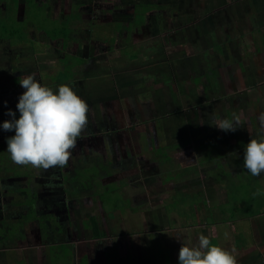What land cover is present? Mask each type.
Here are the masks:
<instances>
[{
  "label": "rangeland",
  "instance_id": "1",
  "mask_svg": "<svg viewBox=\"0 0 264 264\" xmlns=\"http://www.w3.org/2000/svg\"><path fill=\"white\" fill-rule=\"evenodd\" d=\"M36 2L39 5L37 7L35 6L37 4ZM130 2L131 0H127V2H124V0H0V117H2L3 120H11L12 117L7 115L9 110L16 112V119H19L20 116V113L17 110L19 99H7L8 97L13 96L16 92L15 89H10V85H8L9 82H13L12 80L17 82L20 77L22 78L28 75H34L36 80L42 85L48 86L53 90H58V87L61 84H69L72 86L77 95L84 99L89 106L88 125L77 138V143L79 144L78 156L81 158L82 155H85V157L90 158L88 157L89 152H87L90 148L92 151L90 160L92 162H97L96 164L100 163L101 166H96L89 169L87 172L83 171L79 173V187L86 185L87 179H89V182L94 186H92L93 194L91 195L93 204L92 206H85L84 208L85 210L83 215H85V220L84 223H82L83 227L88 231L89 227L86 224L93 225L94 218L95 220L99 219L101 209V211L106 212L108 217L113 220L112 226L115 223L119 226L120 221L124 218L123 224L127 226L125 228L124 235L121 238L124 237L127 243L129 242L130 237H132L131 235L143 232L144 227L145 230L148 229V232L155 229L152 236L154 240V243H152L153 249L148 246V252L145 251V256L148 259L152 256L155 264H166L165 260L167 254L165 251L160 250L157 253L154 251L155 243L158 241V238L161 237V231L158 230H161L164 226L155 225L153 226V229L146 226H139L140 224L143 225L151 216L157 218L161 215L163 217V214H165L164 211L159 208V203H156L159 199V195H157L158 193L150 195L153 200L152 205H147L144 200V203L142 204L140 202L139 206L137 201L141 199V194H137V172L134 169L130 172L126 171L127 180H125L124 174L120 173L117 167H112L114 164L112 165L111 158L108 155H106L104 160H99L97 154H94L95 152L102 153L103 147L101 142H106L108 138L112 140L111 144L113 146L117 144L116 142H129L130 144H134L135 142L136 146L137 142H153L154 138L152 136L154 134L151 136L153 124H149L147 122V116H142L140 113H137V111H134L137 109L134 107L135 104L133 99L131 102H128V100L133 97H127V95L131 94L130 91H132L134 86L133 82L135 79L137 81L138 76V73H133L135 70L132 65L133 61L137 59V56L146 58L149 50H153L152 53L161 50V52L164 51L163 53L167 55L172 53L173 48H175L178 50V53L183 56L186 54V38L181 39V43L178 45L175 41H173V39H168L169 34H163L164 32L166 33L172 30H177V28H183V21L181 20L183 16L180 17V14H182L181 7L176 8L175 5L169 3L166 4L164 8H158L161 11H158V14L155 16H157V21L163 18V24L161 26L165 31L160 32V34L157 33V36L163 39H161V42L155 41V44L148 42L150 43L148 44L145 41L150 38L146 40V37L153 38L156 36L154 35L155 33L148 31L147 36L143 35L140 37L136 34L137 31H134L128 35L127 30L122 29L112 20V13L115 12L116 8L117 10L122 8L121 11H124L125 14L132 15L133 3ZM147 2H149V4H154L152 0H147ZM178 2L179 1L177 0L176 3ZM184 2L187 4V1ZM77 3H79L80 6ZM135 5L137 12H143L139 15H144L145 12L142 11L140 7L137 8V1L135 2ZM152 7L153 10L156 9V7ZM78 11L81 13V16H75ZM93 13L98 15V17H101L102 13H104L105 16L108 14V16L111 17L108 19L100 18L99 20H96V18L93 17L95 15L92 16ZM167 15L168 19L164 17ZM33 17H36L37 20L35 19L34 22L28 21V18L32 20ZM197 19L194 21L195 25L198 24ZM208 20L210 19L208 18L207 21ZM139 21L140 20L136 19L137 24ZM135 24L130 27L131 30L137 27ZM184 28L187 30L189 29V27ZM53 30L60 31V37H58V39L56 36H53L56 37L54 40L46 36V33L51 34ZM180 32L181 30L178 31V33ZM134 47L137 48V51ZM139 49H144L145 51L140 53ZM130 51H132L131 54L129 53ZM194 52L198 53V50H194ZM93 54L97 55L90 58ZM155 56L158 55L155 54ZM128 57L131 60H129ZM152 58L153 57L150 54L149 60ZM162 58L160 60H162ZM64 61H68L67 64L70 66L68 73ZM144 64L148 65L147 63ZM148 67H150V64ZM146 68L147 66L143 67L144 70H146ZM160 71V68L156 67L155 75L153 74V76L149 77V82L151 84L158 85L157 87L164 90H159L156 94L157 98L163 99L166 97L167 89L173 94L175 92L171 85V83H173L174 76H172V74L167 75L166 72L160 73ZM159 73L161 75H159ZM139 76L138 79L145 78L142 74H139ZM200 80L201 78H199L197 83H199ZM195 81H197V79ZM4 82H7L8 84ZM135 84L137 85V82H135ZM213 84L215 83L213 82ZM216 85H218L219 89V91L216 90L219 92V99L217 102L223 103L229 100V96L233 94L234 91H231L225 83H219ZM258 85L260 84H256V86ZM261 86L264 89V84H261ZM17 87L22 88L20 85ZM12 90L14 92L13 94H11ZM236 95V97H238L239 94ZM107 97L109 99H106L107 102H104ZM254 101L259 113H257L254 118H247V122L245 124L246 130H244V128H239L237 129L238 131H230L231 133L229 134V131L225 132L220 130L214 124L212 125L213 122L208 123L209 120H207L206 123L201 121L198 123L197 127H194L193 125H195L196 122L193 120L190 123L192 127L190 125H186L185 127L183 126L181 131L179 129L177 130V142H184V144L178 143V145L180 147H184L185 144L197 142L200 143V147H202L201 144H203L204 149L200 158L203 156V161H206L207 163L216 162L217 160L213 161L215 157L227 154L234 149H238L239 153L243 157L244 149L246 148L244 145L246 142H250L251 138H264V127H261L258 120L259 114L264 112V94L261 97L258 95V98ZM185 102L186 101L183 103ZM247 102L248 101L244 98V100L239 102L238 108L248 112L246 109L248 106ZM250 102L251 100L249 99V103ZM108 104H110L111 107L108 106ZM225 106V108L230 107L231 110V103H227ZM220 109L224 110L222 108ZM128 110L131 111V114H129ZM226 110L228 112V108ZM228 113H226L222 119H230L231 116ZM108 115L110 117L109 120ZM249 124H251L253 128L252 136L247 130ZM92 127L94 128L93 130L91 129ZM156 127H159V125ZM1 128L2 123L0 124V142H7V138L9 136H3L5 133H1ZM190 129H192V131H189ZM183 130L186 131L185 134L182 133ZM12 132L15 135V132ZM225 137H228L230 141L228 142ZM217 143L221 146V150L223 152L222 154H219L220 150L217 148ZM81 144L84 146L86 145L87 147L85 146L86 148H84ZM145 147L142 149L143 151H145ZM241 147L243 148L242 151ZM107 150L109 149L105 146V153ZM156 157V159L160 162V160L164 157V153L157 151ZM137 159L139 160V158ZM124 160L126 161V165L131 166V163L127 162H134L135 159L133 160L127 157L126 154ZM201 160L202 159H200V162ZM195 161H197V159ZM237 165L239 167L234 168ZM135 166L137 167V163ZM156 167H154V171L159 173L158 165ZM24 168L26 171L22 169L16 174L21 177L25 175L29 179L27 172H32L29 170H31V168H35L31 165ZM229 169L232 173H228L227 167L225 165L222 166V163H220L219 169L217 170L218 172L216 174H219L220 177L224 175L226 176V183L222 186V190H224L227 194L228 201L221 207L216 206L208 210V217L202 220L204 223L209 225L207 230L219 232V230H222L219 224L217 225V223H221L220 220H228L232 217L235 218L237 215L240 216L244 214V210H251L252 212L257 213L262 209L261 207L264 204V195L254 196V193H256L258 189L264 192V175L262 176V173L264 174V172H262L259 176L261 178L252 176L244 168L243 159L240 163L235 161V163H233V167L229 165ZM117 170L119 172H115ZM107 174L111 178L107 179L105 177ZM116 174H119L121 178ZM150 175L151 172L146 175L147 179H149ZM118 179L124 180V183L119 184V188L113 187ZM130 179H134L136 181L130 182ZM231 180H233L234 184L230 183ZM75 184L76 181H72L71 186L75 188ZM189 195L193 196V194ZM198 195H201V193L196 194V197H198ZM115 205H118L120 209L114 211L113 208ZM182 211L183 212L181 213L184 214V217L185 215L188 216V223H192V220L196 215L193 205L190 204V210L183 208ZM223 212L224 215H222ZM227 212L228 215L226 214ZM119 213L122 216L118 217ZM137 219L140 221H137ZM99 221L101 220L99 219ZM180 222V225L186 223V217L181 219ZM244 225L248 227L246 230L247 236H244V240L250 241L252 240V236L248 233L249 224ZM113 228L114 227L111 229L112 231H114ZM117 228L115 229L118 230ZM165 228L169 230L168 226H165ZM240 229L244 231L242 226ZM225 230H227V228ZM220 232L222 233V231ZM240 234V231H237L235 235ZM216 235L217 234L212 235V243L218 244L222 247L225 246L221 241H224L226 238L222 240L221 238L223 235H217V237ZM239 239L241 240L242 236ZM105 241L106 240H103L104 245L106 243ZM91 243L96 242L92 241ZM46 245L47 247L45 250L49 246L48 244ZM73 246L75 248L78 245L74 244ZM129 246L130 245H127L126 247ZM36 248L40 249V246H37ZM66 248L67 247H60V250L63 249L62 258L60 260L61 264L67 263ZM105 248L107 251H111L107 246ZM111 248L113 253L116 251L119 256L125 257L126 264H131L132 259L136 257L134 256V253L130 254L128 251L122 252L120 249ZM23 249L24 248L21 250ZM69 251L70 250H68V255ZM140 256H142V253ZM25 257L26 259H20L19 261H16L15 264H41L40 259L34 260V258L29 254ZM142 258L140 260H142ZM71 259L72 257L70 256V260ZM103 259L104 258H99L95 255H89L87 258V261L89 262H84L83 260V263L103 264ZM74 261L81 264L78 255L75 256ZM70 263L77 264L76 262L73 263V261H70ZM137 263L139 262L137 261ZM173 263L176 264L174 261Z\"/></svg>",
  "mask_w": 264,
  "mask_h": 264
},
{
  "label": "crops",
  "instance_id": "2",
  "mask_svg": "<svg viewBox=\"0 0 264 264\" xmlns=\"http://www.w3.org/2000/svg\"><path fill=\"white\" fill-rule=\"evenodd\" d=\"M136 1L137 5H149L147 0H131L130 3H133V7L136 6ZM152 1L153 3L156 1L172 3L176 8L181 7L182 14H180V17L183 16L181 19L183 21V28H177V30L164 32L163 34H169L168 39H173L178 45L181 43V39L186 38V54L183 56L175 48H173L172 53L167 55L163 53L164 51L161 52V50L154 53H152L153 50H149L146 58L137 56V60H132V65L135 68L133 73H138V76L142 74L145 78L138 79L137 76V81L135 79L133 82L134 86L132 91H130L131 94L127 95V97L133 98L129 99L128 102H131L133 99L134 107L137 109L134 111H137L142 116H147V122L153 124L151 136L154 134L152 136L154 139L153 142H137V146L135 142L134 144L116 142L115 146L111 145L109 150H107V154L104 152L103 158L108 155L111 158L112 165L114 164L112 167H117L120 173L124 174L125 180L127 178L126 171L130 172L134 169L137 172V194H141V199L137 201L139 206L140 202L144 203V200L147 205H152L153 200L150 195L158 193L159 199L156 203H159V208L165 214H163V217L160 214L161 216L157 218L151 216L143 225L140 224L139 226H146L152 229L155 225L164 226V228L158 230L161 231V237L156 241L154 251L156 253L160 250L165 251L167 254L166 264H174L173 261L179 264L178 257L181 243L174 235L182 233L189 234L194 243L198 241L200 234L206 236L223 235L221 239L226 238L224 241H221L225 245L223 247L233 252L237 264H264V204L261 207L262 209L260 210L259 208L260 211L257 213L251 210H244V214L240 216L237 215L235 218L231 216V219L220 220L221 223H217V225L219 224L222 230H219V232L207 230L209 225L202 221L208 217L207 213L210 208L221 207L227 203V194L222 190V186L226 183V176L220 177L216 173L218 172L220 163H222V166L225 165L227 167L228 173H232L230 172L229 165L233 167L235 161L240 163L243 159L239 150L234 149L227 154H222L221 146L217 143V148L220 150L219 154L222 155L215 157L213 161L217 160L216 162L212 163L210 161L212 164L207 163L203 161V156L200 158L204 149L203 144L200 147V143L193 142L192 144H185L184 147H180L178 143L184 144V142H177L178 135L176 134L178 129L181 131L183 126L190 125L193 120L196 122L193 126L197 127L201 121L206 123L209 120L208 123H210L214 120H221L228 112L231 116L230 118H232V114L235 112L237 114L242 113L243 117L250 119L259 113L254 100L258 98V95L261 97L264 94V89L261 86V84H264V0H178V3H176L177 0ZM184 1H187V4ZM124 2H127V0H124ZM121 9L117 10L116 8L115 12L112 13V20L116 25L127 30L128 34L137 31L136 34L140 37L143 35L147 36L148 31L155 33L154 35L156 36L153 38L146 37V40L150 38L145 41L147 43L155 44V41H162L161 39L163 38L157 36V33L160 34V32L165 30L161 26L163 18L157 21V16H155L158 14V10L150 9V11H146L147 13L142 16L137 14L136 18L134 11L132 15H127ZM103 15L104 13L101 14V17L95 16L96 20L111 17L108 14L107 16ZM164 17L168 19V15ZM208 18L210 20L207 21ZM136 19L140 21L135 25L137 27L131 30L130 27L135 24ZM196 19L198 24L195 25L194 21ZM184 27H189V29L187 30ZM180 30L181 32L178 33ZM194 50H198V53H195ZM150 54L153 58L149 60ZM155 54L158 56H155ZM95 55L97 54H93L90 58ZM161 58L162 60H160ZM149 64L150 67H148ZM146 66L147 68L144 70L143 67ZM156 67L160 68V73L166 72L167 75L172 74L174 76L171 85L175 92L173 94L167 89L166 97L163 99L157 98L156 94L159 90H164L157 87L158 85L149 82V77L153 76V74L155 75ZM160 73L159 75H161ZM199 78H201L200 84L197 83ZM196 79L197 81H195ZM135 82H137V85ZM219 83H225L231 91H234L229 96V100L223 103L217 102L219 99V89L216 84ZM256 84L260 85L256 86ZM236 94H239L238 97H236ZM244 98L248 101V106L246 107L248 112L238 108L239 102L244 100ZM106 99L109 98L107 97ZM249 99L251 100L250 103ZM105 100L104 102H107ZM184 101L186 102L183 103ZM227 103H231V110L230 107H227L228 112L227 108H225ZM219 107L224 110H221ZM128 111L131 114V111ZM4 121H7V119H1L0 124L2 123L3 125ZM158 125L159 127H156ZM242 128L246 130L245 126ZM189 131H192V129ZM4 132L6 133V131H3L2 134ZM185 132L184 130L182 131L183 134ZM228 133L230 134L231 132L229 131ZM225 138L228 142L230 141L228 137ZM248 143L246 142L244 147ZM144 147L146 152L142 150ZM242 147L241 151L243 150ZM157 151L164 153V157L160 162L156 159ZM126 154L127 157L135 159L134 162H130L134 163V165H126V161L124 160ZM144 155H147L146 157L149 160ZM137 158L144 165H149L151 169L149 179H147L146 175L150 172L144 174L140 169V164L137 167L135 166L139 162ZM196 159L197 161H195ZM200 159H202L201 162ZM143 160H147L148 163ZM157 165L159 173L154 171V167ZM237 167L239 166L237 165L234 168ZM47 170L52 171V169ZM118 170L115 172H119ZM116 175L120 177L119 174ZM106 176L111 178L108 174ZM255 177L261 178L259 176ZM233 180L230 183H233ZM121 183H124V180L118 179L114 186L119 187ZM200 193L201 195L196 197V194ZM189 194H193V196ZM190 204L193 205L196 211L195 218H193L192 223H188V216L185 215L187 222L180 225V220L185 218L184 214L181 213L183 212L182 209L186 208L190 210ZM226 214L228 215V212ZM222 215H224V212ZM79 219H82L84 223L85 216ZM137 221L140 220L137 219ZM100 222L94 218L93 225L89 227V231L94 232L96 235L95 239L97 240L95 241L96 244L99 242V248L97 246L98 249H95L96 244L91 242L87 247L92 250L94 246L96 257L103 258L104 256L105 261L113 264H126L125 257L119 256L116 251L113 253L111 248L113 247L120 249L122 252L128 251L130 254L134 253L136 257L132 259L131 264L153 263L154 258L152 256L149 259L146 258L145 251H147L148 246L152 248V243H154L152 236L155 229L148 232V229L145 230L144 227L143 232L147 234L141 232L131 235L132 237L129 239L130 243H127L124 237L121 238L127 225L123 224V231L119 232L117 238L110 237V239L103 238L102 236L101 238L100 234L98 235ZM244 224H249L248 233L252 236V240L250 241L244 240V236H247L246 230L248 229ZM95 225L97 227L96 230L94 229ZM165 226H168L169 230ZM241 226L244 231L240 229ZM226 228L227 230L229 229V232L225 230ZM237 231H240L241 234L235 235ZM225 233L228 234L227 237H225ZM81 234L82 231L78 227V232L73 236L75 238L71 241L75 244L82 241ZM241 236L242 239L240 240ZM103 240H106L105 245L111 251L106 250ZM77 245L79 249H82L81 245ZM127 245H130V248L126 247ZM83 247L85 248L86 245ZM141 253L143 258L140 256ZM141 258L142 260H140ZM153 264H155V261Z\"/></svg>",
  "mask_w": 264,
  "mask_h": 264
},
{
  "label": "flooded vegetation",
  "instance_id": "3",
  "mask_svg": "<svg viewBox=\"0 0 264 264\" xmlns=\"http://www.w3.org/2000/svg\"><path fill=\"white\" fill-rule=\"evenodd\" d=\"M93 15L95 14L93 13ZM75 16H81V13L78 11ZM95 16L98 17V15ZM12 81L9 84L4 82L10 85V89L16 90L15 93L12 90L11 94H14L8 97V100L10 98L19 99L25 91V89L17 87L20 85L19 80L17 82ZM109 118L108 115V120ZM91 129L93 130L94 128L92 127ZM3 131L5 130H1V133ZM13 135L12 131H6L4 134V136L9 137ZM111 142L110 138L106 142H101L103 147L102 153L93 152L97 154L99 160L105 159V157L103 158L105 155L104 148L106 146L109 149L112 145ZM81 145L84 148L87 147L86 145V147L83 144ZM7 147V142H0V264H15L20 259H26L25 256L28 254L34 260L40 259L41 264H61L60 260L63 249L60 250V247H67L66 264H71L70 261L77 263V261H74L76 255H78L81 264H84L83 260L84 262H89L87 258L89 255L94 256L96 250H91L87 245L97 239H95L96 235L94 232L87 231L83 227V220L79 218L85 216L83 215L85 206H92L93 204L91 196L93 194V184L87 179L86 185L79 187L78 179L79 173L83 171L87 172L96 166L101 167L100 163L96 164L97 162L90 160L92 156L90 148L88 151L86 150L89 152L88 157L90 158L85 157V155L79 158V144L77 143L66 166L49 168L50 170L52 169L51 172L43 168H31L29 171L32 172H27L28 179L25 175L21 177L16 174L22 169L26 171L24 168L26 166L14 164L10 153L7 152ZM146 156L144 155L149 160ZM143 161L148 163L147 160ZM139 164L144 174L150 172L149 165H144L141 160L137 163V165ZM106 178L109 179L107 176ZM72 181H76L75 188L71 186ZM129 181L135 182L136 180L131 179ZM117 209H120V207L115 205L113 210L116 211ZM119 216L122 215L119 213ZM99 219H101L98 229L100 237L117 238L119 232L123 231L124 218L120 221L119 226L117 223L112 226L113 220L108 217L106 212L100 209ZM87 226L90 227V225ZM78 227L82 231V241H79L77 244L81 245L82 249H79L77 246L74 248L73 245L75 243L71 241L72 237L78 232ZM112 227H114V231L111 230ZM98 243H95V248H97ZM46 244L49 246L45 250ZM84 245H86L85 248L83 247ZM37 246H40V249H37ZM22 248L24 249L21 250ZM68 250H70L69 255ZM70 256L72 257L71 260ZM102 262L103 264H113L105 261V259Z\"/></svg>",
  "mask_w": 264,
  "mask_h": 264
},
{
  "label": "clouds",
  "instance_id": "4",
  "mask_svg": "<svg viewBox=\"0 0 264 264\" xmlns=\"http://www.w3.org/2000/svg\"><path fill=\"white\" fill-rule=\"evenodd\" d=\"M18 82L25 89L17 104L19 119H16V112L9 110L7 115L12 119L2 125L5 131L15 132L7 138V152L12 162L44 170L66 166L77 138L88 125L87 102L69 84H61L58 90H53L42 85L34 75L20 77ZM258 120L264 127V112L259 114ZM246 122L242 113L234 112L232 118L215 120L212 125L225 132H235ZM247 130L252 136L251 124ZM243 164L252 176L264 172V138H251L244 151ZM260 195L264 192L258 189L254 196ZM174 236L181 243L179 264H237L233 252L213 244L212 236L200 234L196 243L187 233Z\"/></svg>",
  "mask_w": 264,
  "mask_h": 264
},
{
  "label": "trees",
  "instance_id": "5",
  "mask_svg": "<svg viewBox=\"0 0 264 264\" xmlns=\"http://www.w3.org/2000/svg\"><path fill=\"white\" fill-rule=\"evenodd\" d=\"M26 1V0H25ZM28 1V0H27ZM31 1V0H30ZM37 3V2H36ZM166 4H169V3H163V2H159V1H156L154 4H151V6H150V4L149 5H147V6H143V5H137V8L138 7H140L141 9H142V11H144L145 13H147L146 11H150V9L151 10H153V7L152 6H154V7H156V9L155 10H158V11H161V10H159L158 8H164L165 7V5ZM25 5V4H24ZM36 7L37 6H39L38 5V3L35 5ZM26 7V6H25ZM41 7V6H40ZM135 7L136 6H132V9H133V11L135 10V14L137 15V14H142L143 12H137L136 11V9H135ZM145 9H146V11H145ZM147 9H149V10H147ZM25 12H26V8H25ZM144 18V17H143ZM142 18V19H143ZM35 19H36V17L34 18L33 17V19L32 20H30L29 18H28V21H35ZM37 20V19H36ZM144 20V19H143ZM135 23H136V20H135ZM135 25H137V23L135 24ZM124 28V27H123ZM60 31H58V30H53L52 32H51V34H49V33H46V36L47 37H49L50 39H52V40H54L56 37H57V39H58V37H60ZM63 34V33H62ZM128 35H130V34H128ZM53 36H56V37H53ZM62 37H63V35H62ZM135 50L137 51V48H135ZM144 51V49H139V52L141 53V52H143ZM130 54L132 53V51H130L129 52ZM137 60V59H136ZM65 62V64H66V69H67V73L69 72V69H70V66L67 64V62L68 61H64ZM94 229L96 230L97 229V227H96V225L94 226ZM98 235H99V233H98Z\"/></svg>",
  "mask_w": 264,
  "mask_h": 264
}]
</instances>
